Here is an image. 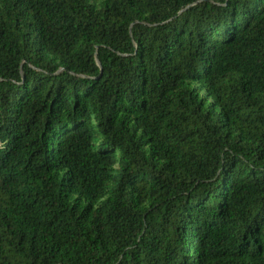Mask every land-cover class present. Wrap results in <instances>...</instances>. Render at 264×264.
Masks as SVG:
<instances>
[{
  "label": "trees",
  "instance_id": "1",
  "mask_svg": "<svg viewBox=\"0 0 264 264\" xmlns=\"http://www.w3.org/2000/svg\"><path fill=\"white\" fill-rule=\"evenodd\" d=\"M0 264H264V0H0Z\"/></svg>",
  "mask_w": 264,
  "mask_h": 264
}]
</instances>
